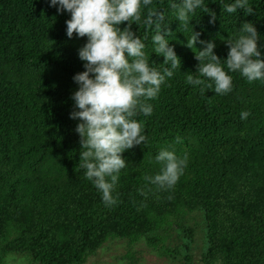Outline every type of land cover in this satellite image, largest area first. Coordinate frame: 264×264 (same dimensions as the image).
I'll use <instances>...</instances> for the list:
<instances>
[{
  "label": "trees",
  "instance_id": "trees-1",
  "mask_svg": "<svg viewBox=\"0 0 264 264\" xmlns=\"http://www.w3.org/2000/svg\"><path fill=\"white\" fill-rule=\"evenodd\" d=\"M228 2L205 0L215 19L209 23L208 13L200 12L189 21L200 40L215 44L221 66L224 40L244 22L253 24L264 45V0H249L248 15L225 13ZM150 7L172 16L168 0H153ZM146 12L142 7V19ZM68 15L47 0H0V264L7 254H21L30 264H79L114 238H144L158 255L176 258L169 228L177 223L171 222L194 209L205 227L203 264H264V84L235 72L226 95L185 84L198 63L195 49L185 46L190 26L170 19L179 72L149 101L151 115L136 117L146 144L121 153L127 166L115 186L117 203L105 207L83 177L78 121L69 118L77 87L72 76L83 70L77 49L86 38L65 35ZM128 26L159 68L163 58L151 53V31L140 21ZM261 52L264 60V47ZM242 110L249 112L245 120ZM161 148L189 158L168 191L144 179L158 171L153 157ZM182 261L193 264L188 253Z\"/></svg>",
  "mask_w": 264,
  "mask_h": 264
},
{
  "label": "clouds",
  "instance_id": "clouds-1",
  "mask_svg": "<svg viewBox=\"0 0 264 264\" xmlns=\"http://www.w3.org/2000/svg\"><path fill=\"white\" fill-rule=\"evenodd\" d=\"M153 0H47L56 12L68 13L65 35L85 37L77 49L82 71L72 76L77 85L71 93L73 110L69 118L77 120L74 131L79 136L80 168L83 177L100 194L105 207L117 203L115 186L126 168L121 153L133 146L146 144L143 124L136 117L151 115L153 101L161 86L179 72L180 59L169 44L172 33L168 21L175 18L178 26H190L185 46L193 51L198 61L195 74L186 73L184 82L195 90L211 89L215 95H226L233 89L231 73H238L248 82L264 84V60L261 59L260 38L250 22L240 25L237 34L228 36L224 43L226 56L218 58L215 44L199 39L189 21L200 12L208 13L209 23L215 13L206 7L205 0H168L172 16L163 9L152 8ZM147 12L141 18V9ZM253 13L249 0H230L223 4L227 14ZM142 22L151 31V53L162 57L159 68L145 52V43L129 29V24ZM127 22L123 28L119 25ZM163 28V30H162ZM147 38V37H146ZM203 47L196 49L195 45ZM247 110L239 112L245 120ZM188 155H177L173 150L161 148L153 157L158 171L144 179L158 191L171 190L187 167ZM151 190V189H149ZM141 196L143 188L137 189Z\"/></svg>",
  "mask_w": 264,
  "mask_h": 264
},
{
  "label": "rangeland",
  "instance_id": "rangeland-1",
  "mask_svg": "<svg viewBox=\"0 0 264 264\" xmlns=\"http://www.w3.org/2000/svg\"><path fill=\"white\" fill-rule=\"evenodd\" d=\"M175 222L177 226L173 225L169 228V236L171 245H174L179 252L176 258L158 255L146 245L144 238L134 242L114 238L102 243L79 264H184L182 256L185 253L190 255L193 264H203L206 239L201 211L194 209L185 212L182 216L173 218L171 224ZM183 228H188L191 235L188 236ZM2 264L30 263L21 254H7Z\"/></svg>",
  "mask_w": 264,
  "mask_h": 264
}]
</instances>
